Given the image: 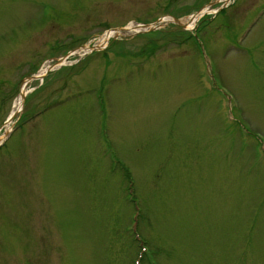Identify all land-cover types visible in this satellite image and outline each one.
<instances>
[{"label": "rangeland", "instance_id": "1", "mask_svg": "<svg viewBox=\"0 0 264 264\" xmlns=\"http://www.w3.org/2000/svg\"><path fill=\"white\" fill-rule=\"evenodd\" d=\"M214 1L0 0V264H264V0Z\"/></svg>", "mask_w": 264, "mask_h": 264}, {"label": "trees", "instance_id": "2", "mask_svg": "<svg viewBox=\"0 0 264 264\" xmlns=\"http://www.w3.org/2000/svg\"><path fill=\"white\" fill-rule=\"evenodd\" d=\"M161 34L163 35V37L158 39L157 35H161ZM189 36H190L189 32L186 34L179 29H177L176 31H169V32H167V34H165L164 32H157L156 31V32H152V33H147L146 35H141L140 38H143L146 40V47L141 48L140 56H142V57L143 56H149L150 54L159 51V49L162 48L163 46H167L171 42H177V41L181 40V42L183 43V40L188 42V40H190V39H192V41L195 42V38L192 36H190V38H189ZM159 41H161L162 43L160 44ZM126 43H128V42L127 41H121L120 42V44H126ZM116 45L117 44L112 43L111 47H114ZM113 51L115 52L116 50L113 48ZM118 52L119 53H131V51H126V50H121ZM122 56H127V55H122ZM150 256L154 260L155 258H157V252L155 250H153V253ZM145 258H150V257L145 256ZM155 264H157V262H155Z\"/></svg>", "mask_w": 264, "mask_h": 264}, {"label": "bare ground", "instance_id": "3", "mask_svg": "<svg viewBox=\"0 0 264 264\" xmlns=\"http://www.w3.org/2000/svg\"><path fill=\"white\" fill-rule=\"evenodd\" d=\"M222 1H226V0H222ZM200 15L201 14H196V15H193L192 17L187 19L188 20L187 22L189 23V27L190 28H194L196 26V24L199 22ZM263 18H264V16H263ZM45 73H46L45 69H42V71L39 72V75H40L39 77H41V75H44ZM22 101H23V99L21 97L16 101L13 114L17 113L20 110V108L22 106ZM10 130H11V127H7V132L10 131ZM1 140H3V137H0V141Z\"/></svg>", "mask_w": 264, "mask_h": 264}, {"label": "water", "instance_id": "4", "mask_svg": "<svg viewBox=\"0 0 264 264\" xmlns=\"http://www.w3.org/2000/svg\"><path fill=\"white\" fill-rule=\"evenodd\" d=\"M217 2H213V3H210L209 4V6H213V5H215ZM175 21V24L176 25H178L179 27H182L183 29H186V26L187 25H184V24H182L181 22H180V20H178V19H174ZM163 21V19H159L158 21H156L155 23H153V24H150V25H146V26H144L145 27V29L146 30H148L149 32L150 31H155V30H157V29H159V26H158V24H160L161 22ZM126 29H123V28H121V29H115V30H113V31H125ZM82 48H85V46H82ZM93 48V50H99V48H95V47H92ZM39 78H43V77H33L32 79H39ZM22 98L24 99V94L22 95Z\"/></svg>", "mask_w": 264, "mask_h": 264}]
</instances>
